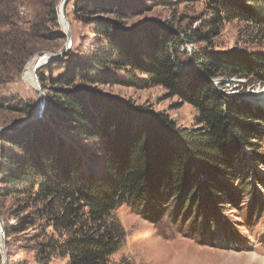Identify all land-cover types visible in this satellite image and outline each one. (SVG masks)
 Listing matches in <instances>:
<instances>
[{
  "label": "trees",
  "instance_id": "16d2710c",
  "mask_svg": "<svg viewBox=\"0 0 264 264\" xmlns=\"http://www.w3.org/2000/svg\"><path fill=\"white\" fill-rule=\"evenodd\" d=\"M207 1L231 19L259 23L264 18L260 0ZM132 2L82 0L76 11L91 16L126 15L129 10L138 11V2ZM20 4L21 0H0V85L9 75L17 76L37 41L46 39L41 24L24 30L16 22L19 13L27 16ZM45 7L46 16L56 21L54 4ZM91 24H97L96 34L108 42L104 56L93 59L94 63L102 69L129 70L133 80L85 76L84 83L117 81L139 90L161 87L169 97L192 106L198 116L193 128H178L163 115L151 116L142 110L130 113L109 100L100 106L99 99L86 90L63 92V102L52 104L55 115L71 132L93 137L104 146L106 165L100 178L84 171L75 153L48 130L25 126L9 130L12 135L2 133L7 151L2 154L0 174L7 189L0 194L34 199L43 206L39 216L44 228L58 235L57 240L49 238L37 264H51L55 255L69 257L71 264H108L125 239L113 215L124 205L152 222L157 214L159 219L173 218L174 223L182 220L202 237L217 228L210 225L208 213H215L212 207L224 196H235V182L263 206L250 179L262 180L255 167L264 166L260 143L264 140V110L224 94L213 81L237 77L264 83V54H195L189 69H184L178 59L181 38L173 30L162 32L149 25L140 29L141 37L132 39L133 34L120 32L121 24L116 26L113 21L97 19ZM49 38L66 37L52 33ZM73 77L66 76L62 82L72 87ZM35 226L28 216L16 227L7 226V234ZM7 264L24 263L9 258Z\"/></svg>",
  "mask_w": 264,
  "mask_h": 264
},
{
  "label": "rangeland",
  "instance_id": "374dc122",
  "mask_svg": "<svg viewBox=\"0 0 264 264\" xmlns=\"http://www.w3.org/2000/svg\"><path fill=\"white\" fill-rule=\"evenodd\" d=\"M62 1L21 0L20 6L26 8L27 16L19 13L16 22L24 30H30L33 24H41V34H45L46 39L37 41L33 47L34 53L21 72L17 76L9 75L5 83L0 85V129L9 131L18 127L21 130L25 126L28 129L36 126L40 131L48 130L55 140L64 142L66 150L75 153L82 162L84 171L98 178L103 175L106 165L104 146L93 137L71 132L63 124V120L55 115L52 104L63 102V92L86 90L99 99L100 106L109 100L130 113L142 110L151 116L163 115L178 128H193L198 113L177 97H169L161 87L139 90L117 82L125 78L133 80L127 74L129 70H117L114 67L102 69L97 66L93 59L104 56L108 42L96 34L97 24L91 22L101 19L113 21L116 26L121 24L120 32L128 30L133 34L132 39L141 37L143 32L140 29L149 25L157 26L162 32L166 29L175 31L181 38L178 59L184 69H189L195 54H264V18L259 23L231 19L207 0H136L138 3L132 0L138 11L132 9L126 15L106 12L97 16L77 12V6L82 0H72L66 11L71 28V50L64 59L37 72L41 85L39 90L29 85L24 75L32 61L37 64V59L44 55H59L65 51L67 36L58 16ZM259 2V10L264 12V0ZM51 4L55 6L56 21L53 17L46 16L48 9L45 5ZM52 33L63 34L66 38H49ZM190 37L196 39L193 41ZM77 70L81 73L73 77ZM133 74L139 77L137 73ZM66 76L68 79L73 77L72 87L62 82ZM85 76L103 80L114 78L117 81L89 84L84 83ZM213 83L224 94L264 110L263 101L257 97V93L264 91V83L237 77H219ZM37 120L40 122L35 124ZM3 139L0 133V169L2 154L7 151ZM260 143L261 153L264 154V140ZM255 171L261 176L263 183L260 180L255 181V178L250 180L255 186V196L264 202V166L255 167ZM1 180L0 174V191H3L7 188ZM232 192L235 196H224L219 205L212 207L217 209L215 213H208L210 225L217 228H212V234L207 232V237L193 233L189 224L182 220L174 223L173 218L160 216L159 219L157 214L154 215L156 221L152 222L127 205L118 208L113 215L123 228L125 239L120 251L111 256L108 264H243L242 256H253L260 264H264V205L258 206L252 195L243 193V187L238 185V181L235 182ZM33 200L23 195L0 194V216L4 223L7 263L11 258L13 262L37 264L36 258L49 242V238L53 236L54 240L58 239V235L44 228L45 224L39 216L43 206L40 207ZM28 216L37 225L34 229L30 228L25 232L13 231L10 236L7 234V226L16 227L20 219ZM211 237H215L214 240ZM0 264H4L1 244ZM51 264H71V261L69 257L55 255Z\"/></svg>",
  "mask_w": 264,
  "mask_h": 264
},
{
  "label": "water",
  "instance_id": "95a60500",
  "mask_svg": "<svg viewBox=\"0 0 264 264\" xmlns=\"http://www.w3.org/2000/svg\"><path fill=\"white\" fill-rule=\"evenodd\" d=\"M71 1L72 0H63L61 2L60 14L62 16L63 23H61L60 16L58 15L59 16V23L63 27V29L65 30V34L67 36V43H66L65 51L60 53L59 55L47 54V55H44V56L40 57L39 59H37L38 62H37L36 69L34 71V78H35V83L37 84V88L39 90H41V85H40V82H39L37 75H36L37 72L41 68H43L47 65L53 64L58 60L64 59L71 50V45H72L71 28H70V24H69V22L67 20V16H66L67 7ZM41 117H42L41 114H39V118H41ZM8 132L9 131L6 129H0V133H8ZM0 229H1L0 230V244H1V248L3 250V254H4V264H7V257H6V252H5V238L6 237H5V231H4V223H3V219L1 218V216H0Z\"/></svg>",
  "mask_w": 264,
  "mask_h": 264
},
{
  "label": "bare ground",
  "instance_id": "6f19581e",
  "mask_svg": "<svg viewBox=\"0 0 264 264\" xmlns=\"http://www.w3.org/2000/svg\"><path fill=\"white\" fill-rule=\"evenodd\" d=\"M60 16V21L61 23H63V20H62V16L61 14H59ZM36 62L32 61L28 67H27V71L24 75V79L27 81V83L31 86H35L37 87V84L35 83V78H34V71L36 69ZM257 97L262 100L263 104H264V91H261L259 93H257ZM1 230V229H0ZM243 257V264H260V261L256 260V258H254L253 256H242Z\"/></svg>",
  "mask_w": 264,
  "mask_h": 264
}]
</instances>
